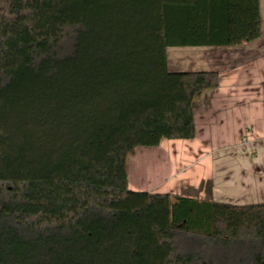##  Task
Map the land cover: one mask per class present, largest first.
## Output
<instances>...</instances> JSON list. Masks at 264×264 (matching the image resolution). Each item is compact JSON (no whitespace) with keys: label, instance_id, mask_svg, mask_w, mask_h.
<instances>
[{"label":"trees","instance_id":"16d2710c","mask_svg":"<svg viewBox=\"0 0 264 264\" xmlns=\"http://www.w3.org/2000/svg\"><path fill=\"white\" fill-rule=\"evenodd\" d=\"M260 34V0H0V264H264V202L133 190L127 167L195 138L219 85L168 47Z\"/></svg>","mask_w":264,"mask_h":264},{"label":"crops","instance_id":"0c3cea01","mask_svg":"<svg viewBox=\"0 0 264 264\" xmlns=\"http://www.w3.org/2000/svg\"><path fill=\"white\" fill-rule=\"evenodd\" d=\"M260 15L252 41L168 47L171 71H216L220 82L195 97V138L152 147L160 176L144 190L177 195L211 179L218 201L264 202V0Z\"/></svg>","mask_w":264,"mask_h":264},{"label":"rangeland","instance_id":"374dc122","mask_svg":"<svg viewBox=\"0 0 264 264\" xmlns=\"http://www.w3.org/2000/svg\"><path fill=\"white\" fill-rule=\"evenodd\" d=\"M154 154L155 152L152 150V147H137L128 158L127 167L130 185L143 189L154 184L159 179L157 156Z\"/></svg>","mask_w":264,"mask_h":264}]
</instances>
